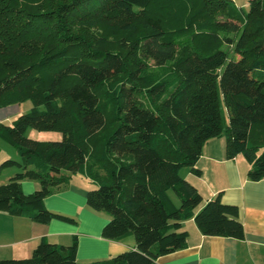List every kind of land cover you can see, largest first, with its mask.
Segmentation results:
<instances>
[{
  "label": "trees",
  "instance_id": "1",
  "mask_svg": "<svg viewBox=\"0 0 264 264\" xmlns=\"http://www.w3.org/2000/svg\"><path fill=\"white\" fill-rule=\"evenodd\" d=\"M231 3L0 0V109L7 97L31 105L0 123L19 158L0 164L17 169L0 185V212L74 224L42 201L80 174L95 184L86 207L108 216L101 238L135 244L91 264H156L185 247L188 219L204 236L241 239L236 208L218 195L199 208L179 176L199 174L203 145L223 138L225 157L241 155L247 178L264 180V0ZM29 129L61 139L35 141ZM23 179L38 188L24 195ZM75 250L74 239H41L28 258L0 264H74Z\"/></svg>",
  "mask_w": 264,
  "mask_h": 264
},
{
  "label": "crops",
  "instance_id": "2",
  "mask_svg": "<svg viewBox=\"0 0 264 264\" xmlns=\"http://www.w3.org/2000/svg\"><path fill=\"white\" fill-rule=\"evenodd\" d=\"M15 105H11L14 106L11 110L7 109L10 106L0 109V123L9 124L21 113ZM18 159L16 151L0 139V164ZM194 168L199 174L182 168L179 176L199 194V208L218 195L222 204L236 208L243 236L241 239L204 236L193 220L188 219L179 229L186 232L185 247L159 257L156 264H264V180L247 178L250 165L241 155L225 157L223 138L209 139L203 145ZM16 172L15 167L0 168V185L7 183ZM19 187L27 195L38 188V183L23 179ZM93 188V182L80 174H71L63 185L43 199L45 210L71 217L74 224L57 220L40 224L0 212V260L28 258L41 239L59 246H68L74 239V264H91L134 250L131 237L119 242L101 238V229L108 216L85 205V193Z\"/></svg>",
  "mask_w": 264,
  "mask_h": 264
},
{
  "label": "rangeland",
  "instance_id": "3",
  "mask_svg": "<svg viewBox=\"0 0 264 264\" xmlns=\"http://www.w3.org/2000/svg\"><path fill=\"white\" fill-rule=\"evenodd\" d=\"M231 1H232L231 7L234 10L237 11L240 8L242 11H246L248 0H231ZM8 99H10V98H8V97L6 98L7 101L4 104V106L5 107L10 106L11 108H7V109L11 110L14 107V106H11L14 102H11V99L10 100H8ZM15 106L17 108L19 107V109L21 110V113H24V112L28 111V109L30 108L31 105H30L29 101H22V102L16 103ZM1 111H5V110L2 109ZM21 113H19V114H21ZM26 137L29 139L35 140V141H39V142H48V141L60 140L61 134L57 131H38V130H34V129H29L27 131ZM168 194H169L170 198L172 199V201L174 202L175 206H178V201L176 200L173 193L171 191H169Z\"/></svg>",
  "mask_w": 264,
  "mask_h": 264
}]
</instances>
